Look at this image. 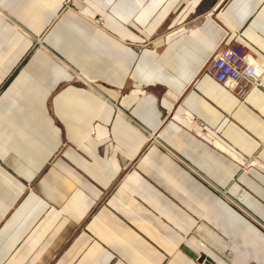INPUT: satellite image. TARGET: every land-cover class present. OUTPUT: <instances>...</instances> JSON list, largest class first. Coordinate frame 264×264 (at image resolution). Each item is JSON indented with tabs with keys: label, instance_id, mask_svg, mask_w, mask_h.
Wrapping results in <instances>:
<instances>
[{
	"label": "crops",
	"instance_id": "0c3cea01",
	"mask_svg": "<svg viewBox=\"0 0 264 264\" xmlns=\"http://www.w3.org/2000/svg\"><path fill=\"white\" fill-rule=\"evenodd\" d=\"M237 41L264 0H0V264H264V80L205 70Z\"/></svg>",
	"mask_w": 264,
	"mask_h": 264
},
{
	"label": "built area",
	"instance_id": "2783aa9c",
	"mask_svg": "<svg viewBox=\"0 0 264 264\" xmlns=\"http://www.w3.org/2000/svg\"><path fill=\"white\" fill-rule=\"evenodd\" d=\"M205 70L218 83L244 99L250 89L262 84L264 59L248 50L244 43L231 42L215 52Z\"/></svg>",
	"mask_w": 264,
	"mask_h": 264
},
{
	"label": "rangeland",
	"instance_id": "374dc122",
	"mask_svg": "<svg viewBox=\"0 0 264 264\" xmlns=\"http://www.w3.org/2000/svg\"><path fill=\"white\" fill-rule=\"evenodd\" d=\"M89 20L92 22V23H97V24H100V25H102L103 24V22H104V18L101 16V15H98V17L97 18H89ZM97 21V22H96ZM41 41V40H40ZM34 50H36V49H41L42 50V48H45V47H43V45H42V43H39V44H35V45H33V47H32ZM208 64V63H207ZM207 64H206V66H207ZM206 66H205V68H206Z\"/></svg>",
	"mask_w": 264,
	"mask_h": 264
}]
</instances>
